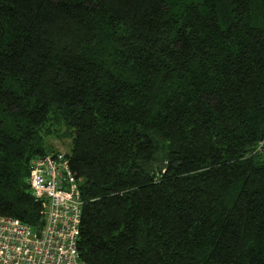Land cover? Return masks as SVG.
Returning <instances> with one entry per match:
<instances>
[{"label": "trees", "instance_id": "obj_1", "mask_svg": "<svg viewBox=\"0 0 264 264\" xmlns=\"http://www.w3.org/2000/svg\"><path fill=\"white\" fill-rule=\"evenodd\" d=\"M63 128L83 262L264 264V0H0V216Z\"/></svg>", "mask_w": 264, "mask_h": 264}, {"label": "built area", "instance_id": "obj_2", "mask_svg": "<svg viewBox=\"0 0 264 264\" xmlns=\"http://www.w3.org/2000/svg\"><path fill=\"white\" fill-rule=\"evenodd\" d=\"M29 172L32 192L45 205L41 237L29 224L0 216V264H86L78 250L81 191L65 153L33 158Z\"/></svg>", "mask_w": 264, "mask_h": 264}, {"label": "rangeland", "instance_id": "obj_3", "mask_svg": "<svg viewBox=\"0 0 264 264\" xmlns=\"http://www.w3.org/2000/svg\"><path fill=\"white\" fill-rule=\"evenodd\" d=\"M48 147H52L56 149L57 151H62L63 153H66L71 144V140L69 137H67V133L65 129L63 128L58 134H53L46 139Z\"/></svg>", "mask_w": 264, "mask_h": 264}, {"label": "water", "instance_id": "obj_4", "mask_svg": "<svg viewBox=\"0 0 264 264\" xmlns=\"http://www.w3.org/2000/svg\"><path fill=\"white\" fill-rule=\"evenodd\" d=\"M44 223H45V220L43 219L36 227V235L38 238L41 237V230H42Z\"/></svg>", "mask_w": 264, "mask_h": 264}]
</instances>
